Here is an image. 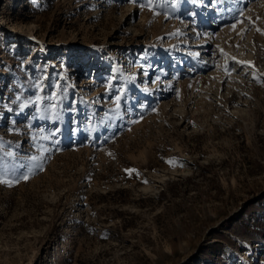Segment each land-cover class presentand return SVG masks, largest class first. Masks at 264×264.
I'll return each mask as SVG.
<instances>
[{
  "label": "rangeland",
  "instance_id": "rangeland-1",
  "mask_svg": "<svg viewBox=\"0 0 264 264\" xmlns=\"http://www.w3.org/2000/svg\"><path fill=\"white\" fill-rule=\"evenodd\" d=\"M144 2L0 0V264H264V0Z\"/></svg>",
  "mask_w": 264,
  "mask_h": 264
},
{
  "label": "snow or ice",
  "instance_id": "snow-or-ice-1",
  "mask_svg": "<svg viewBox=\"0 0 264 264\" xmlns=\"http://www.w3.org/2000/svg\"><path fill=\"white\" fill-rule=\"evenodd\" d=\"M218 2V0H217ZM140 7L143 9L145 7H147L149 10H152L153 8V0H145L144 3L140 4ZM231 11V10H228ZM238 12V15H233V20L234 22L231 24V30H235L237 24H242L244 22V20H248V22L251 23H255V21L250 17V16H245V12L243 10H236ZM248 11H251V9H249ZM155 14V13H154ZM167 18V17H166ZM243 18V19H241ZM257 20L260 19V17H256ZM246 31V29H242L241 32ZM256 31L259 32L261 35H264V29H260L259 27L256 28ZM237 47H239V45H237ZM221 52H223V50L221 49ZM238 63H245L243 61H238ZM249 65H252V62H247ZM253 79H256V77L254 76ZM119 100H120V96H116L114 103H116V107L119 108ZM139 122L138 120L134 119L131 121V123H137ZM9 156L12 155V153H8ZM32 160H35L36 157H32ZM170 164H172V161H168ZM42 170V169H41ZM127 172H129V174H131L133 171H135L134 169H126ZM7 173H5L4 175H0V184H7L9 186H11V184L13 183L12 180L10 179H6L4 178V176H6ZM24 180H27L29 177L27 175L22 177ZM19 177H17V181H18Z\"/></svg>",
  "mask_w": 264,
  "mask_h": 264
},
{
  "label": "bare ground",
  "instance_id": "bare-ground-1",
  "mask_svg": "<svg viewBox=\"0 0 264 264\" xmlns=\"http://www.w3.org/2000/svg\"><path fill=\"white\" fill-rule=\"evenodd\" d=\"M177 62H179V60H178ZM177 62H176V63H177Z\"/></svg>",
  "mask_w": 264,
  "mask_h": 264
}]
</instances>
